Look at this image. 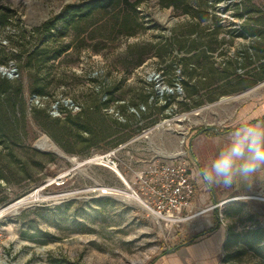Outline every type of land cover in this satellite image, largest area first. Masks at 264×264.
<instances>
[{"label": "rangeland", "instance_id": "374dc122", "mask_svg": "<svg viewBox=\"0 0 264 264\" xmlns=\"http://www.w3.org/2000/svg\"><path fill=\"white\" fill-rule=\"evenodd\" d=\"M80 1L0 0V8H10L22 26L31 28L58 12L65 4ZM229 1L219 0L215 11L224 26L232 27L240 20L232 15V10H223ZM141 10L146 18L152 19L146 33L114 42L109 40L98 52L84 48L80 54L63 56L60 68L55 71L56 85L48 88L47 93H67L87 106L99 100L94 86L100 84L113 100L126 98L136 104L149 95L144 74L146 68L153 66L164 70L168 83L173 80L174 68L180 66L182 70L183 67L182 90L166 97L165 103L147 105L141 120L126 115L130 136L117 146V171L91 160L94 155L112 148L95 151L82 159L76 158L66 154L30 119L26 127L27 144L43 153L57 155L58 160L33 166L27 174L22 172L18 163L24 154L23 148H17V156L11 159L0 145V166L9 159L17 161L11 172L5 171L7 178H0V211L25 195H34L28 203L0 213V264H154L187 244L197 243L201 236L210 232L194 226L198 215L181 220L161 218L144 205L126 197L121 190L128 187L119 174L125 177L131 188L128 189L132 190L136 188L134 174L137 170H147L182 157L192 161L195 155L193 136L198 132L207 133L211 127L222 122L226 123L233 106L241 101L238 95L264 82V79L236 92L227 91L243 87L252 77H238L244 72L238 69L233 81L234 75L220 81L221 69L211 70L205 67V63L196 60L189 65L184 64L181 58L190 56L187 52L177 53L175 58L165 60L151 54L138 68L125 71L124 50L128 44L151 40V34L160 32L159 28L152 27L154 23L163 25L165 33L170 34V28L184 20L183 15L171 8L160 7L156 0H149ZM225 40H231L229 34L225 35ZM245 42V38L236 36L232 44L228 42L227 54H232L238 44ZM1 57L4 55L0 54ZM9 59L19 64L16 57L10 55ZM217 60H221V57L218 56ZM19 67L25 84L27 106V97L32 90L27 86L26 72L20 64ZM195 67L197 78L189 79ZM96 69L103 72L93 77L91 74ZM260 73L256 71L253 76ZM205 74L212 78L206 79ZM206 82L208 85H205ZM195 88L198 93L192 94ZM262 91L264 83L253 92ZM212 95L215 97L210 99ZM163 105L166 106L162 109ZM121 109L124 111L125 108ZM165 116L175 119L170 126L143 132ZM43 136H47L58 151L40 147L38 142ZM62 151L64 155L60 154ZM30 159L39 160L35 156ZM40 179L43 181L38 183ZM211 206H195L194 202L191 211L197 212ZM220 217L234 236L239 235V241L228 250L223 248L217 264H223L220 259L226 252L231 254L233 260L229 264H257L260 260L255 254L257 250L251 249L241 255L238 253L244 247L248 230L264 228V207H259L250 199L240 198L226 204ZM258 246L262 248L264 245L260 243Z\"/></svg>", "mask_w": 264, "mask_h": 264}, {"label": "trees", "instance_id": "16d2710c", "mask_svg": "<svg viewBox=\"0 0 264 264\" xmlns=\"http://www.w3.org/2000/svg\"><path fill=\"white\" fill-rule=\"evenodd\" d=\"M218 1L156 0L160 7L171 8L183 15L184 20L173 25L170 34L165 33L163 25L154 23L152 27L159 28L160 32L151 34V40L128 44L124 50L125 71L138 68L151 54L165 60L175 58L177 53L187 52L190 56L181 58L184 64L189 65L196 60L205 63V67L208 66L211 70L221 69L220 81H226L238 69L244 71L238 77H252L243 87H234L227 91L236 92L263 80L264 0H230L223 10H232V15L240 20L232 27L224 26L220 22L221 17L215 11ZM148 3L149 0H82L78 3H67L58 12L31 28L22 26L10 8L1 7L0 54L4 57L0 58V64L10 60V55L16 57L26 72L27 86L32 90L30 93L48 94V88L56 85L55 71L60 68L63 56L80 54L84 48L98 52L109 40L114 42L146 33L152 19L142 14L141 7H146ZM13 25L15 27L12 28ZM226 34H229L231 40H225ZM236 36L245 38L246 42L238 44L229 55L228 42L232 44ZM2 38L8 40L7 45L1 42ZM218 56L221 60H217ZM16 64L19 67L17 62ZM192 70L194 73L189 75V79L196 80V67ZM256 71L261 73L253 76ZM205 75L206 79L212 78L209 74ZM232 77L233 81L236 76ZM205 85H208L207 82ZM24 93L22 76L14 80L0 76V145L11 159L17 156V148H23L24 154L20 156L18 163L24 173L28 174L33 166H43V162L56 161L59 158L27 144L28 119L35 122L66 154L80 159L95 151L117 147L130 136L127 122H119L103 112L102 108L107 102H102L99 94L97 103L82 105L79 112H67L64 117H53L46 108H33L29 115ZM193 93H198L196 88ZM213 96L215 97L212 95L210 99ZM147 99L148 96H145L142 102H147ZM111 100L113 99L109 96L108 101ZM32 156L39 160L30 159ZM16 162L6 160L0 166V178H7L5 171L11 172ZM40 181L43 179L38 183ZM238 236H234L227 227L224 250L238 242ZM260 243L264 245V228L248 230L244 247L238 254L247 253L251 249L257 250L255 254L260 259L257 264H264V246L260 248ZM230 261H233L231 254L223 253L221 262L229 264Z\"/></svg>", "mask_w": 264, "mask_h": 264}, {"label": "built area", "instance_id": "2783aa9c", "mask_svg": "<svg viewBox=\"0 0 264 264\" xmlns=\"http://www.w3.org/2000/svg\"><path fill=\"white\" fill-rule=\"evenodd\" d=\"M1 42L5 45L8 44L6 38H2ZM102 72L103 70L96 69L91 75L96 77L101 75ZM0 76L12 80L21 77V71L14 59L0 64ZM144 78L149 88L148 99L147 102H139L137 104L130 103L126 98L108 101L109 93L100 84H95L94 89L99 94L100 100L107 102L102 108L103 112L119 122H127L126 115H131L133 118L141 120L147 105L156 102L165 103L166 97L180 93L184 75L181 67L177 66L174 70L173 80L168 83L165 80L164 70L153 66L146 68ZM122 107L125 108L124 111L121 109ZM33 108H46L51 116L64 117L67 112H79L82 109V104L67 93L60 92L55 95H48L32 92L27 97V110L31 112ZM174 120V118L165 116L155 122L150 129L143 130V132L170 126ZM117 150L118 148L114 147L102 154L94 155L91 160L117 171ZM197 166L198 161L195 157L192 161L182 157L171 162L151 166L147 170H137L134 174L136 188L132 190L136 196L142 198L157 213L158 217L172 220L189 219L218 205L214 204L197 212L191 211L196 194L194 172ZM224 201L220 202L219 205H222Z\"/></svg>", "mask_w": 264, "mask_h": 264}, {"label": "crops", "instance_id": "0c3cea01", "mask_svg": "<svg viewBox=\"0 0 264 264\" xmlns=\"http://www.w3.org/2000/svg\"><path fill=\"white\" fill-rule=\"evenodd\" d=\"M260 84L238 95L241 96V101L233 106V111L227 116L226 123L222 122L217 124L218 126L211 127L207 133L198 132L193 136L194 157L198 161L194 172L195 206L218 204L199 214L194 220V226L202 230H210V232L201 236L197 243L188 245L184 242L187 245L168 254L167 257H161L154 264H217L227 236V226L220 217L223 207L240 198L250 199L259 207H264V169L247 179L237 177L231 187L210 186L202 180L199 172V169L207 166L219 149L230 140L235 129L245 124L264 127V91L253 92L261 86ZM226 199L228 200L224 201ZM222 201L224 203L219 205Z\"/></svg>", "mask_w": 264, "mask_h": 264}, {"label": "clouds", "instance_id": "9594fccd", "mask_svg": "<svg viewBox=\"0 0 264 264\" xmlns=\"http://www.w3.org/2000/svg\"><path fill=\"white\" fill-rule=\"evenodd\" d=\"M264 169V127L245 124L234 130L230 140L199 169L208 185L231 187L237 177L247 179Z\"/></svg>", "mask_w": 264, "mask_h": 264}, {"label": "bare ground", "instance_id": "6f19581e", "mask_svg": "<svg viewBox=\"0 0 264 264\" xmlns=\"http://www.w3.org/2000/svg\"><path fill=\"white\" fill-rule=\"evenodd\" d=\"M264 82H262L260 85H262ZM38 145L42 148H47V149H51V150H56L58 151V149L56 148V145L53 144V142L51 140H49V138L47 136H43L42 138L39 139V142H38ZM62 174H65V173H62ZM125 178V177H124ZM121 192L128 198L130 199H133L137 202H139L140 204L144 205L147 209H149L153 214H155L156 216L157 213H155L151 207L148 206V204L140 197L136 196L132 190H129L128 188H125L123 190H121ZM34 197L33 194H28V195H25L21 198H19L18 200H16L13 204H11L8 208H5L3 210L0 211L3 212V211H6L8 209H14V208H17L19 206H22L26 203H28L32 198Z\"/></svg>", "mask_w": 264, "mask_h": 264}, {"label": "water", "instance_id": "95a60500", "mask_svg": "<svg viewBox=\"0 0 264 264\" xmlns=\"http://www.w3.org/2000/svg\"><path fill=\"white\" fill-rule=\"evenodd\" d=\"M249 90H251V89H249ZM249 90H247V91H249ZM243 93H244V92H243ZM58 153H59V152H58ZM60 154H61V155H64V152L62 151V152H60ZM62 175H64V174H62ZM119 175H120V177L123 179V181H125L127 187H128L129 189H131L130 186H129V184L127 183V181L124 179V177H123L121 174H119ZM132 192H133V190H132ZM133 193H134V192H133Z\"/></svg>", "mask_w": 264, "mask_h": 264}]
</instances>
